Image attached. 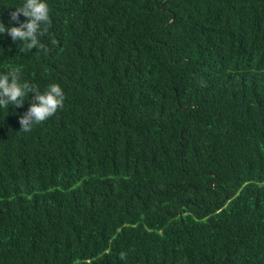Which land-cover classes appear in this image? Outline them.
Returning a JSON list of instances; mask_svg holds the SVG:
<instances>
[{
	"label": "trees",
	"instance_id": "1",
	"mask_svg": "<svg viewBox=\"0 0 264 264\" xmlns=\"http://www.w3.org/2000/svg\"><path fill=\"white\" fill-rule=\"evenodd\" d=\"M47 3V54L0 34L66 95L0 108V264H264V0Z\"/></svg>",
	"mask_w": 264,
	"mask_h": 264
},
{
	"label": "clouds",
	"instance_id": "2",
	"mask_svg": "<svg viewBox=\"0 0 264 264\" xmlns=\"http://www.w3.org/2000/svg\"><path fill=\"white\" fill-rule=\"evenodd\" d=\"M50 12L47 0H24L23 4L10 14V19L19 26L8 27L0 21V34L7 33L14 42H22L23 47L19 49L22 53L37 49L47 54L48 49L40 38L49 32ZM21 14L27 18L26 21H20ZM33 93L35 96L28 111L20 117L23 132H31L36 125L62 110L66 95L58 83L48 85L47 89L41 92L32 83L21 79L19 67H11L5 74H0V108H8L9 105L21 107ZM126 258V253L121 252L120 259Z\"/></svg>",
	"mask_w": 264,
	"mask_h": 264
}]
</instances>
